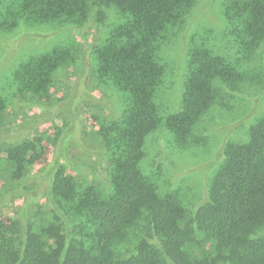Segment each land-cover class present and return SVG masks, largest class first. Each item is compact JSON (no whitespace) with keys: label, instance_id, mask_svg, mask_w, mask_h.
<instances>
[{"label":"trees","instance_id":"obj_1","mask_svg":"<svg viewBox=\"0 0 264 264\" xmlns=\"http://www.w3.org/2000/svg\"><path fill=\"white\" fill-rule=\"evenodd\" d=\"M198 4L0 0V210L24 199L15 217L0 212V264H264V112L255 115L264 0L222 3L226 47L211 42L212 29L190 33ZM86 26L82 44L75 34ZM34 32L57 39L26 52L23 36ZM181 34L187 70L171 110L165 87ZM87 75L103 97L87 90ZM86 101L100 108L91 128L74 114ZM13 103L42 114L17 125L4 115ZM50 112L69 117L55 136L41 129ZM253 116L246 139L227 130L214 140L215 124ZM84 132L99 141L103 176L70 155ZM47 143L55 156L34 171ZM212 152L213 171L191 190L184 165Z\"/></svg>","mask_w":264,"mask_h":264},{"label":"rangeland","instance_id":"obj_2","mask_svg":"<svg viewBox=\"0 0 264 264\" xmlns=\"http://www.w3.org/2000/svg\"><path fill=\"white\" fill-rule=\"evenodd\" d=\"M225 0H199V4L196 7V11L194 16L190 18L191 31L190 33L196 31H203L204 29H212L213 37L211 38V42L218 45L219 47H226L228 44L223 41L221 36V28L223 26L222 16H221V7L222 3ZM43 32L48 29L42 28ZM93 28H89L86 26L82 32L76 33L75 38L80 42L86 44L89 40L91 42V37L93 34ZM20 31H18L15 35L18 36ZM44 35L45 38L38 36V33H27L23 36L21 47L26 52H34L44 49L48 43L54 42L57 39L56 34H47ZM71 34H73L71 32ZM14 35V36H15ZM15 36V37H16ZM182 34L176 40L175 46L172 48L170 53L169 61L174 64V73L169 77L166 84V105L171 110L178 109V101L180 97V89L181 83H183V76L187 70V45L182 39ZM74 37V36H73ZM4 57V49L0 46V62ZM11 61H7L6 66ZM79 66V65H78ZM75 73V70H73ZM86 88L89 92L94 94L97 97H103L102 91L95 85L92 77L87 75L85 81ZM52 92L56 95V97H66V91L64 89L57 90L52 89ZM240 103H237L238 105ZM99 106L97 103H92L90 101H86L84 103L79 102L76 105L74 114H77L78 120L91 128L94 124L91 116V112L95 110H99ZM5 113V116H13L15 117V123L18 125L24 119L29 118L30 116H37L42 114V111L39 108L32 107H21L17 103L11 104L10 108ZM264 112V97H262L257 105V111L255 115H259ZM240 115V114H237ZM47 117L52 118L50 121H46L42 124L41 129L47 131L50 135H57V133L61 130L63 123L68 120L65 112L60 114V116H56L54 113H47ZM241 116V115H240ZM235 117V116H234ZM34 118V117H32ZM253 117H245L243 119H234L235 126L232 124L230 120H227L226 123L223 124H215L211 129L214 132L215 138L214 140L219 141V138L228 130L230 133V137H236L239 139H246L249 124L254 120ZM14 125V124H13ZM93 130V129H92ZM89 133V130H88ZM85 134V132H84ZM91 135V133H89ZM82 135L86 136L83 139V148L79 147L75 143L71 145L70 155L71 157L75 156V162L79 163L82 160H87V164L91 166L90 169H95L98 175L103 176V168L102 161L99 155H95L96 151H100V145L98 139L95 137H91L90 135ZM215 155V152L210 153L208 156L198 157V158H189L187 163L183 168V179L189 181V188L197 192L203 189L204 181H207L208 176L214 168L212 162L210 161ZM55 156V148L52 144L47 143L45 147V153L42 160L36 164L34 167V171L43 169L48 163H50ZM70 173H74L71 172ZM24 199L23 198H15L11 201L8 207H2L0 212L5 215V217H15L20 213L22 209ZM42 207L44 210L49 211V205L45 198L41 201Z\"/></svg>","mask_w":264,"mask_h":264}]
</instances>
